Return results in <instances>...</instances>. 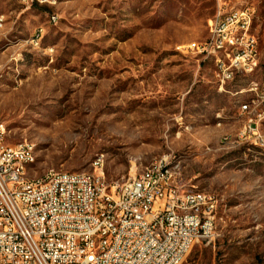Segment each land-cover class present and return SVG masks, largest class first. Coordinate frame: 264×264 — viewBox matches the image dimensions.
<instances>
[{
	"label": "rangeland",
	"instance_id": "1",
	"mask_svg": "<svg viewBox=\"0 0 264 264\" xmlns=\"http://www.w3.org/2000/svg\"><path fill=\"white\" fill-rule=\"evenodd\" d=\"M221 9L250 10L260 51L222 89L188 50ZM2 16L0 121L35 146L32 178L112 187L167 158L184 190L216 199L214 234L184 264H264V0H0Z\"/></svg>",
	"mask_w": 264,
	"mask_h": 264
},
{
	"label": "built area",
	"instance_id": "2",
	"mask_svg": "<svg viewBox=\"0 0 264 264\" xmlns=\"http://www.w3.org/2000/svg\"><path fill=\"white\" fill-rule=\"evenodd\" d=\"M252 27L250 10L221 9L210 21L211 42L188 48L213 60L220 89L237 74L258 71ZM30 151L31 143L9 144L0 121V264H184L214 234L215 197L184 190L167 158L111 187L103 173L32 178Z\"/></svg>",
	"mask_w": 264,
	"mask_h": 264
},
{
	"label": "bare ground",
	"instance_id": "3",
	"mask_svg": "<svg viewBox=\"0 0 264 264\" xmlns=\"http://www.w3.org/2000/svg\"><path fill=\"white\" fill-rule=\"evenodd\" d=\"M207 44V43H206ZM230 60H237V53H230ZM255 71H252V74L254 73ZM254 103V101H252L251 103L249 104H246L242 107V111L244 110H247L248 109V105ZM30 161L31 162H36L37 161V154H36V149H35V146L32 145V151H30Z\"/></svg>",
	"mask_w": 264,
	"mask_h": 264
},
{
	"label": "crops",
	"instance_id": "4",
	"mask_svg": "<svg viewBox=\"0 0 264 264\" xmlns=\"http://www.w3.org/2000/svg\"><path fill=\"white\" fill-rule=\"evenodd\" d=\"M0 19H2V24L0 26V28H3L4 27V23H5V17L2 16ZM252 112V111H251Z\"/></svg>",
	"mask_w": 264,
	"mask_h": 264
}]
</instances>
